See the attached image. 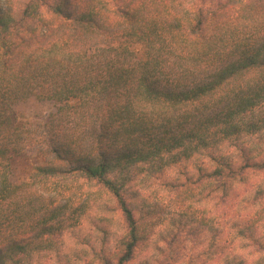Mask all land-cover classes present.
Returning <instances> with one entry per match:
<instances>
[{
    "label": "trees",
    "instance_id": "obj_1",
    "mask_svg": "<svg viewBox=\"0 0 264 264\" xmlns=\"http://www.w3.org/2000/svg\"><path fill=\"white\" fill-rule=\"evenodd\" d=\"M32 98L56 111L35 126L40 164L15 184L34 126L15 108ZM178 166L223 204L264 175V0H0V264L60 251L91 209L74 202L78 179L121 215L124 232L101 260L129 264L151 217L134 185ZM53 185L72 202L46 196ZM248 198L264 203V182ZM259 218L234 222L233 234L200 221L217 233L221 264H264Z\"/></svg>",
    "mask_w": 264,
    "mask_h": 264
},
{
    "label": "rangeland",
    "instance_id": "obj_2",
    "mask_svg": "<svg viewBox=\"0 0 264 264\" xmlns=\"http://www.w3.org/2000/svg\"><path fill=\"white\" fill-rule=\"evenodd\" d=\"M3 4L5 5V2ZM55 111L54 103L41 102L35 98L15 108L19 124L34 126L28 134L25 153L13 161V183L26 181L31 170L36 164H40L35 153L40 140L35 126L45 122ZM181 171L182 167L178 166L175 173L152 178L140 177L134 185L132 190L137 196L134 204L150 210L151 217L142 220V228L147 237L137 251L135 259L129 264H221L220 255L217 253V233L202 229L200 221L203 218L216 225L220 223L223 228L228 229L227 233L233 234L234 222L242 218L251 220L261 213L259 234L264 236V203L254 206L247 200L257 186L264 182V175L253 177L245 186H238L223 204L218 202L216 197L207 198V192L202 191L198 185H187ZM176 177L180 184L185 183V186L175 187L173 181ZM69 186L73 187V194L77 195L74 202L86 203L91 209L75 230L76 233L67 232L59 239L62 244L60 251L48 253L49 257L44 260L42 258L38 264H105L101 260L103 253L114 251L124 232L121 215L101 210L111 202L99 186L89 184L84 179L70 182ZM56 187L53 185L45 189L46 196L72 202L71 195L60 193ZM147 212L139 211L138 214L144 217ZM99 227L110 234L107 246L104 241L107 234L104 235L98 230ZM236 245L241 257L251 260L253 253L248 246L245 243Z\"/></svg>",
    "mask_w": 264,
    "mask_h": 264
}]
</instances>
